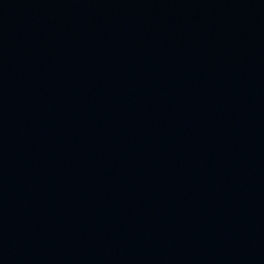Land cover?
<instances>
[{"label":"water","instance_id":"water-1","mask_svg":"<svg viewBox=\"0 0 264 264\" xmlns=\"http://www.w3.org/2000/svg\"><path fill=\"white\" fill-rule=\"evenodd\" d=\"M0 264H264V0H0Z\"/></svg>","mask_w":264,"mask_h":264}]
</instances>
